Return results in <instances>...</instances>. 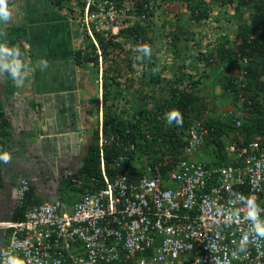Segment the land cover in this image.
Segmentation results:
<instances>
[{
	"label": "built area",
	"instance_id": "obj_1",
	"mask_svg": "<svg viewBox=\"0 0 264 264\" xmlns=\"http://www.w3.org/2000/svg\"><path fill=\"white\" fill-rule=\"evenodd\" d=\"M71 6L69 19L95 44L96 34L114 35L136 17L132 0H72ZM221 114L236 128L243 123L232 108ZM206 132L197 119L178 159L145 164L131 178L121 155L111 177L102 167L101 179L91 177L70 204L33 202L22 219L0 220L6 228L0 264L8 256L21 264H264V238L248 217L255 206L264 222V133L243 139L227 132L221 137L226 158L211 164L195 157ZM104 142L99 130L101 157ZM14 189L20 204L28 179L19 177Z\"/></svg>",
	"mask_w": 264,
	"mask_h": 264
},
{
	"label": "trees",
	"instance_id": "obj_2",
	"mask_svg": "<svg viewBox=\"0 0 264 264\" xmlns=\"http://www.w3.org/2000/svg\"><path fill=\"white\" fill-rule=\"evenodd\" d=\"M159 1L164 0H132L130 12L136 16L132 23L121 26L115 35L103 37L96 34L101 55L105 59L112 55L111 59L115 61L113 67L110 64V71L104 68L102 81L104 109L101 132L105 140L102 144V158L103 168L109 177L116 172L114 164L121 155L126 156L121 160L122 170L127 171L131 178L140 173L144 164L160 161L163 157L178 159L181 147L186 143V130L189 124L205 109H210V114L205 119L207 132L195 156L209 157L206 162L211 164L219 163L221 159L226 158L220 137L226 132L236 130L233 121L231 117L224 121L215 117L212 107L207 104L209 102L201 94L200 80L191 78L182 70L184 61L187 60L191 65L195 62L202 63L207 70L237 62L239 73L234 74L228 69L222 70L215 75V81L213 80L212 83L219 85L217 90L219 95L228 97L235 105L239 103L245 113L242 118L243 123L238 128V133L243 139L253 134L264 133V0H173L185 7L188 18L194 26L208 19L214 8L219 10L223 7L227 19L235 18V20L233 27H230L231 39L224 36L226 38H219L220 41H210L212 46L207 47L206 44H201L198 32L184 30L188 19H179V24L166 32L165 53H170L180 62L176 63L175 71L170 78H166L164 84L160 82L164 79L161 78V74L167 70L164 64L166 60L161 59V62H157L159 58L152 49V59L148 60L145 56L149 50L152 34L155 33L156 26L151 17ZM50 3L58 8H64L72 5V0H50ZM226 7L232 8L231 11ZM140 14H144L141 20L137 19ZM220 19L215 16V20ZM183 31L188 34L182 35ZM197 34L198 39H196ZM187 38L192 39L195 45L187 44ZM87 39V43L73 52V60L76 63L86 62L97 66L96 48L88 37ZM137 43L140 45L139 48L134 47ZM8 45L18 47L22 56L24 55L21 44ZM121 51H123V59L118 57ZM119 61L131 70H134L135 64L140 66L139 83L135 84L132 79L131 82L125 83V88L121 87V82L116 79ZM148 86L158 87L159 93H144ZM126 93L131 97V102L133 101L128 113L120 110L116 102L118 96L125 97ZM148 102H151L150 107L146 106ZM173 110L179 111L180 116L169 120L168 114ZM9 134V120L4 114H0L1 154L4 153L3 146L8 141ZM110 136L116 141H108ZM131 143L133 148L129 147ZM83 160L74 175L83 176L86 181L95 176L100 178L97 127L91 131V139ZM68 178L60 179L59 188L64 186L69 191L78 192L90 186V183L77 186ZM35 192L32 184H29L23 202L9 210L11 211L9 218L14 221L22 219L27 205L41 202L42 198Z\"/></svg>",
	"mask_w": 264,
	"mask_h": 264
},
{
	"label": "crops",
	"instance_id": "obj_3",
	"mask_svg": "<svg viewBox=\"0 0 264 264\" xmlns=\"http://www.w3.org/2000/svg\"><path fill=\"white\" fill-rule=\"evenodd\" d=\"M8 6L12 17L0 21V42L21 44L26 78L17 85L0 73V103L10 123L3 150L29 153L34 166L27 175L34 179L35 194L50 199L61 195L53 180L80 165L86 152L84 134L94 126L89 101L91 92L98 96L97 78L84 73L85 63L73 60L80 34L65 9L50 0H8ZM5 166L0 167L2 213L14 202L9 187L17 181L5 179Z\"/></svg>",
	"mask_w": 264,
	"mask_h": 264
},
{
	"label": "rangeland",
	"instance_id": "obj_4",
	"mask_svg": "<svg viewBox=\"0 0 264 264\" xmlns=\"http://www.w3.org/2000/svg\"><path fill=\"white\" fill-rule=\"evenodd\" d=\"M65 11L69 10V12H71L72 6L71 5H67L64 6ZM67 9V10H66ZM226 9H229L231 11L232 8L230 7H226ZM188 11H186L185 7L177 2V1H173V0H164V1H159L158 5H156V7L153 10V15H152V21L154 22V25L156 26L155 28V33L154 35L152 34V39L151 42L149 44V50L147 51V53L145 54L146 58L148 60L152 59L153 55L151 53V49L155 50V53H157V62H161L165 61V67L167 68V70L161 74V78L164 77V79H162V81L160 83H163L165 81H167L166 78H170L172 73L175 71V67L176 63L180 62L179 59L177 58H173L170 53H165L166 50V32H168L169 30H172L176 27L177 24H179V21L182 19H188V23L186 24V27L184 28V30H195L196 32H198L199 37H201V44L203 45H207L208 46H212V43H210V41L213 42V40H219V38H226L227 36L229 37V39L232 38V33L231 32V28L234 25V20L235 18H229L227 19V17L225 16V10L223 9H219L217 10V8H214L212 13H210V17H208V19L201 21L199 23V25L194 26L192 22H190L189 18H188ZM215 16L218 18H221L220 20H215ZM180 19V20H179ZM76 29L80 31V26H75ZM154 27V26H153ZM188 33H186L185 31H183L182 35H186ZM198 34L196 39H198ZM226 36V37H224ZM83 37V35H82ZM188 42L187 44H194L192 41V39L187 38ZM87 43V42H86ZM128 44L126 43L125 46H127ZM195 45V44H194ZM140 45L137 43V45H135L134 47L139 48ZM125 53V52H124ZM123 54V52H122ZM148 56V57H147ZM172 58V59H171ZM109 62V61H108ZM185 65L182 67L183 72L187 73L191 76V78L194 79H199L201 82V94L204 96L205 99H210L211 102L215 101V104H217L216 102L219 103V107L221 106V108H225L229 105H231L232 101L224 96V95H219V85L215 84L213 85L212 81L215 78V75L218 73H221L222 70H230L231 72H237L239 71V69L237 68V62L234 64H228L224 66H218L217 68H212L207 70V67L205 65H203L202 63L199 62H195L192 65L190 64V62L184 61ZM173 63V64H172ZM159 64V63H158ZM106 69L108 71H110V66H105ZM84 69V73H86L88 76L91 77H100L101 73L95 69L94 65H88L86 64V67H83ZM140 66L138 64L134 65V70H128L127 68H125V70H121L118 72V75L116 77L117 81L121 82V87L125 88V83H127V77L130 76V80L134 79L135 84L139 83L140 81ZM126 75V76H125ZM101 78H104V72L102 73ZM215 81V80H214ZM159 88L158 87H147L145 88V92L146 94H157L159 93ZM212 90V91H211ZM165 94L166 92L163 91ZM93 97H90V101L89 104H91V117L92 120H95V118H97V113H95V104L97 102L96 97L94 95L93 92H91ZM131 97H129V95L126 93L125 97L124 96H118V98L116 99L117 105L120 107V110H123V112L128 113V111H130V105L133 104V101L131 102ZM151 102H148V104L146 105L147 107H150ZM103 109V106H102ZM98 119H99V114H98ZM90 124H92V121H90ZM92 130H88L87 132H85L84 134V138H86V142L89 139V134ZM89 142V141H88ZM87 142V143H88ZM85 143V142H84ZM86 143V144H87ZM85 144V145H86ZM84 145V147H85ZM29 153H25L24 151H20V149H15L13 150V152L10 154L11 156V161L8 164H5V168L3 169L4 173L6 174V176L8 178H5L7 181L10 179H17V177L22 174V175H26L30 178H32V176L27 175V172H29V167H33L34 166V162L32 161V158H29ZM198 159L200 160H204V161H208L209 157L206 156H201ZM65 162V160H63ZM64 162L63 165H64ZM9 175V176H8ZM10 190V194L12 195L13 192H15L14 186L13 187H9ZM61 192V196L62 199L66 200V201H71L73 199V195L74 192L73 191H69L67 188H65L64 186H61L60 189Z\"/></svg>",
	"mask_w": 264,
	"mask_h": 264
},
{
	"label": "clouds",
	"instance_id": "obj_5",
	"mask_svg": "<svg viewBox=\"0 0 264 264\" xmlns=\"http://www.w3.org/2000/svg\"><path fill=\"white\" fill-rule=\"evenodd\" d=\"M63 9H65V8H63ZM66 12L68 13V10ZM11 17H12V11L10 10V8L8 6V0H0V21H3L5 23H7V21H9L11 19ZM68 20H69L70 23H73L75 26H80L79 23L71 21L69 19V15H68ZM119 28H118V30H117V32L115 34L118 33ZM80 31H81V33L77 31L80 34V38L79 39L81 41V43L79 42V46H81L82 44L86 43L87 40H88L87 36L83 33V30H82L81 26H80ZM82 35H83V37H82ZM89 40L94 44V46L96 48V51H97V66H95V69L98 70L101 73V76H102L103 70H104V68H106L105 66H108V65L110 66V64H112V67H113L115 61L113 59H111L112 55L105 59L103 57V55H101V52H100V50H99V48L97 46V42L95 44L90 38H89ZM122 52L123 51L118 53V57L123 59L124 55L122 54ZM21 56H22V53H21V50L18 47L9 46L7 43L0 42V73H6L7 77H10L17 85H22L23 82H24V79L26 78V76L24 75L25 65L21 62ZM42 63H44L45 65L47 64L46 61H42ZM82 63L88 64V65H92V64L86 63V62H82ZM240 63H241V61L239 60V64ZM125 68L130 70V68L126 67L122 62L119 61L118 70L119 71L125 70ZM237 73H239V71L235 72L234 74H237ZM101 76L100 77L96 76L97 82L95 84H93V87L96 88V92H98V96H96L97 102L95 104V113H97V118H95V120H94L93 128L97 127L98 131L101 130L102 112H103V109H104V106L102 104V90H103L102 81H103V79L101 78ZM129 77L130 76L127 77V82H131L132 81V80H130ZM206 101L209 102V103H207L209 105V107H212V110H213V113H214L215 117H218L222 121H224L225 119L230 118V117H226V116L221 114L222 110H228V108H232V110L234 112H240L241 113V115H240L241 119L245 116V113L242 111V108H240L241 106H240L239 103L237 105H235L232 102L231 105H229V106H227L225 108H221V106L219 107V103L218 102H216L217 104H215V101L211 102L210 99H206ZM102 106H103V109H102ZM0 114H4L3 106L1 105V103H0ZM98 114H99V119H98ZM208 114H210V109L202 110V112L199 113L198 117L195 118L193 121H195L197 119H200V120H202V123L205 125V119L208 116ZM179 116H180V113L177 110H173L172 112H170L168 114L169 120H171L172 118H175V117H179ZM93 128L91 130H93ZM235 129L236 130L234 132H230L229 131L230 132L229 135H233V134L236 133V131H238V128L235 127ZM226 133H224L223 135H225ZM223 135H221V137ZM90 139H91V132L89 134L88 141H90ZM88 144H89V142L87 143L86 147H88ZM86 151H87V148H86ZM2 152H4V153L1 154V152H0V161H1L0 164L2 165L3 162L5 164H8L11 161V156H10V154L8 152H5L4 150ZM85 155H86V152L82 155V159L80 160V165H82V163H83L82 160H83ZM196 158L198 159V157H196ZM1 165H0V167H1ZM80 165H78L76 168L73 167V168L67 170L64 174H62L60 179H62L63 177H69L68 179L71 180V178L74 177V178H78L80 180L79 184L78 183L75 184L77 186H79L81 184H89V183H87L86 178H84L83 176L74 175V172L77 171V169H78V167ZM103 166H104L103 165V158L100 156V173H101V169H102ZM21 176H25L28 179L29 184H32V186L35 189V184H34V181H33L34 179L33 178H30V177H28L26 175H22V174H20L18 176V178L21 177ZM18 178L16 180H18ZM100 179H101V175H100ZM53 181L57 182V185H58L61 180H59V178H58V180L54 179ZM16 184H17V181H16L15 185ZM79 192H81V191L74 192L73 199L71 201H66V200L62 199V196L61 195L59 196L58 194L55 195L54 197H51L50 199H43V197H41L42 198L41 201H45V200H47V201L49 200L50 201V200L61 199L66 204H70L72 201H74L77 198V196L79 195ZM12 195L14 196V197H12L13 200H14V205H16V202H15L16 200H15L14 193ZM13 206L11 208H13ZM8 208H9V206L6 209L8 210ZM10 214H11V211L8 212L7 217H9ZM248 217L253 221V225H254V229H255L256 234L258 236L264 238V222L259 220L258 215H257V210H256L255 206H253L250 209V211L248 213ZM2 220L6 221V220H12V219L9 218V219H2ZM5 230H6V228H4V231ZM4 233L5 232H3V234ZM3 237H4V235H3ZM6 264H21V262L16 257L8 256V258L6 260Z\"/></svg>",
	"mask_w": 264,
	"mask_h": 264
},
{
	"label": "water",
	"instance_id": "obj_6",
	"mask_svg": "<svg viewBox=\"0 0 264 264\" xmlns=\"http://www.w3.org/2000/svg\"><path fill=\"white\" fill-rule=\"evenodd\" d=\"M82 162H83V160H82ZM13 205H14V202L9 205V208H8V210L5 213L0 212V220H2V219H9V217H7V214H8L9 210L11 209V207ZM0 211H2V203H1V200H0ZM3 232H4V227L3 226H0V244H1L2 240H3V235H4Z\"/></svg>",
	"mask_w": 264,
	"mask_h": 264
}]
</instances>
